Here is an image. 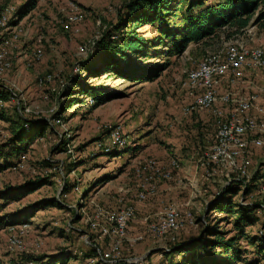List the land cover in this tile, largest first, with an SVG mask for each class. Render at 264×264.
<instances>
[{
	"label": "rangeland",
	"instance_id": "rangeland-1",
	"mask_svg": "<svg viewBox=\"0 0 264 264\" xmlns=\"http://www.w3.org/2000/svg\"><path fill=\"white\" fill-rule=\"evenodd\" d=\"M127 1L0 0V8L14 10L15 20L8 24L16 26L17 35L6 51L9 70L0 77V89L7 93L0 111L9 120L0 119V194H6L0 199V264H97L99 260L90 256L92 250L106 251L110 241L100 235L106 226L103 214L124 208H131L133 217L124 238L117 240L119 256L101 264H178L181 253L168 250L182 240L196 242L195 252L203 257L207 254L220 264H230L231 251L225 255L201 247L212 240L211 233L226 242L237 235L231 229L234 218L209 210L211 203L226 197L223 188L235 179L238 192L230 202L256 208L243 211L251 225L242 233L263 240L257 243L260 249L264 245V144L246 150L245 177L231 172L225 176L224 169L205 157L213 144L214 118L209 112L182 113L187 104L184 73L225 45L264 46V22L253 24V16L238 34L220 32L188 44L178 57L163 55L168 41L155 27H138L135 32L150 43L131 59V65L145 71L166 63L164 70L147 82H129L109 73L86 78L94 94L105 97L96 104L92 97L78 95L72 82L80 78L83 64L92 69L101 65L99 55H93L94 46L113 29ZM74 10L81 21L68 24L66 17ZM259 88H264V74L246 71L232 87L222 82L218 93L252 94L264 109ZM70 99H76V104L65 107ZM248 114L256 123L264 122V115ZM33 122L48 128L35 142L20 146L22 168L13 170L20 159L8 150L11 128L17 124L27 129ZM110 132H117L118 139H112ZM254 137L264 143V133ZM148 162L153 163L151 168ZM6 164L10 167H3ZM35 178L46 181L10 201V194ZM142 186L152 192L139 202L136 194ZM168 207L176 209L181 227L164 236L148 232L147 227L156 225ZM10 236L20 241V249L8 248ZM233 251L236 264L244 260L264 264V258L243 239Z\"/></svg>",
	"mask_w": 264,
	"mask_h": 264
},
{
	"label": "trees",
	"instance_id": "trees-1",
	"mask_svg": "<svg viewBox=\"0 0 264 264\" xmlns=\"http://www.w3.org/2000/svg\"><path fill=\"white\" fill-rule=\"evenodd\" d=\"M177 3L176 6L173 5V0H129L124 3L121 14L118 15L117 22L112 27L113 29L109 31V34L108 32L105 33L94 46L93 55H99L101 65L97 69H92V67H87L88 64H83L80 78L77 76V79H73L72 85L77 88L78 95L92 97L93 102L96 104L104 101V96L95 95L94 89L85 83L86 78L97 77L99 73L118 75L119 78L129 82H147L151 81L156 73L164 70L166 63L159 66L158 69L145 71L138 70L131 65V59L139 57L150 43L148 39L135 32L138 27H155L158 34L168 41V48L163 55L178 57L188 44H197L205 39L212 38L220 32L229 31L230 34H238L249 25L253 16V24L264 22V10H260V7L264 5V0H177ZM180 4L183 6L179 7ZM16 15L20 16L19 13ZM84 71L85 74L87 72L85 76H83ZM4 92L0 89V106L7 98V93L5 92V95ZM76 101V99H70L66 102L65 107L69 108L72 104H76ZM0 119L9 122L7 118H4L1 111ZM47 128V124L38 125L36 122L31 123L27 129L16 124L10 131L8 144V146H12L8 149L10 154L17 156L24 154V148L20 146H27L35 142ZM3 167L9 168L10 166L6 164ZM44 181H46L45 178H35L33 181L26 182L13 194L9 195L10 201H15L18 197L31 193L37 187L43 185ZM237 187H239L237 182L229 181L222 191V195L228 198L225 197L209 205L210 211L225 215L229 214L231 218H234L231 222V229L235 233L237 231V235L228 238V242H226L219 234L214 232L211 233L212 240L203 242L201 247L203 251L206 248H211V250L222 251L225 255L231 251L232 256L230 255V257L235 264L238 260L236 257L234 258V246H236L238 240L242 239L256 249V253L259 257H262L261 259L264 258V245L260 249L257 244L263 240H252L242 233L244 227L251 225L250 219L243 216V211L246 209L254 211L256 208L242 206L238 202L234 204L230 202V197L235 196L238 192ZM5 196L4 192L1 193L0 199H5ZM195 243L188 242V240L177 241L168 252L171 251L172 254L181 253L178 264H220L213 258L209 259L207 254V257H203L195 252ZM100 252L102 253V251ZM184 254L187 256H183ZM90 256L97 257L95 250H92ZM233 262L230 264H233ZM98 263L101 264L102 262L97 261ZM242 263L249 264L246 260Z\"/></svg>",
	"mask_w": 264,
	"mask_h": 264
},
{
	"label": "built area",
	"instance_id": "built-area-1",
	"mask_svg": "<svg viewBox=\"0 0 264 264\" xmlns=\"http://www.w3.org/2000/svg\"><path fill=\"white\" fill-rule=\"evenodd\" d=\"M13 18V8L10 6L0 8V77L9 70L10 63L6 51L17 39L16 26L8 24ZM80 21L81 15L75 10L66 17L68 24H76ZM33 57L39 58L40 51L34 50ZM246 71L264 74V46L248 47L242 43L225 45L220 53L204 55L195 68L184 73L182 88L187 104L182 109V113L187 115L192 112H209L214 118L213 144L205 157L208 162L224 169L225 176L231 172L245 177L249 167V162L244 159L246 150L249 147L260 148L264 144L260 137H254L256 133H264V122L258 124L254 116L248 114L264 115V109L258 105L257 97L252 94L239 96L234 92H226L222 95L218 93V87L222 82L232 87L238 83L241 74ZM257 91L260 98L264 100V88H259ZM222 106L223 110L219 108ZM110 136L112 139H118L117 132H110ZM19 159L11 169L22 168L24 155L21 154ZM152 166V162L147 163L148 168ZM171 166L175 167L173 162ZM151 192V187L142 186L136 194L137 201H144ZM132 217L131 208L103 214L106 226L101 227L100 235L109 237L110 241L106 251L97 252L95 260L98 259L105 263L118 258L117 240L124 238L126 224ZM91 227L93 228L94 224H91ZM179 227H181V222L178 220L176 209L168 207L158 217L156 225L151 224L146 230L164 236L166 233L176 232ZM110 237L113 239L111 240ZM7 242L10 250H18L22 247L20 241L14 236L8 237ZM34 246L38 247L37 244ZM131 263L135 264L136 261Z\"/></svg>",
	"mask_w": 264,
	"mask_h": 264
}]
</instances>
